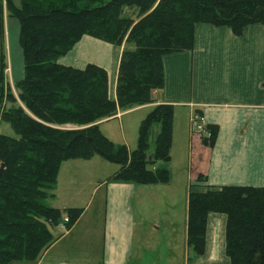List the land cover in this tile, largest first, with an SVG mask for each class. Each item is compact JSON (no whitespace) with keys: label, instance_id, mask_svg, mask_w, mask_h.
<instances>
[{"label":"trees","instance_id":"1","mask_svg":"<svg viewBox=\"0 0 264 264\" xmlns=\"http://www.w3.org/2000/svg\"><path fill=\"white\" fill-rule=\"evenodd\" d=\"M7 0L9 16L20 25L24 77L7 82L4 8L0 2V264L35 262L56 241L53 233L65 216L70 229L83 209H59L55 197L60 168L73 159L100 155L119 169L109 180L169 184L175 107L156 105L142 120L137 147L130 150L108 138L100 121L155 103L165 84L163 56L191 50L197 23L227 26L242 35L264 24V0ZM129 11V13H127ZM115 46L134 43L121 56L116 100L109 95V73L96 64L84 69L59 60L84 37ZM72 124L77 128H61ZM159 131L152 153L150 141ZM213 146L218 126L208 125ZM152 166V169L149 168ZM198 180L205 181L202 174ZM211 212L227 215L226 252L230 264H264V187L223 186L188 197L187 246L205 251Z\"/></svg>","mask_w":264,"mask_h":264},{"label":"crops","instance_id":"2","mask_svg":"<svg viewBox=\"0 0 264 264\" xmlns=\"http://www.w3.org/2000/svg\"><path fill=\"white\" fill-rule=\"evenodd\" d=\"M1 2L5 10L7 0ZM135 48L130 42L115 46L84 36L59 62L78 69L88 64L105 68L109 95L116 100L122 53ZM8 65L10 74L9 58ZM163 65L165 84L155 92V103L119 111L99 123L139 108L149 113L161 103L174 105L173 145L180 137L184 163L176 171L171 160V182L112 181L110 176L119 168L105 174L95 157L64 162L53 198L61 205L52 206L83 209V213L70 229L55 228L57 239L39 260L17 264L231 263L224 213H209L205 251L199 256L191 254L188 197L190 192L223 186L264 187V24L248 25L238 36L227 26L197 23L193 49L163 56ZM19 76L17 81L24 71ZM196 112L203 114L207 124L218 126L213 146L192 132L191 118ZM200 174L205 181L198 180ZM79 176L89 184L79 183Z\"/></svg>","mask_w":264,"mask_h":264},{"label":"rangeland","instance_id":"3","mask_svg":"<svg viewBox=\"0 0 264 264\" xmlns=\"http://www.w3.org/2000/svg\"><path fill=\"white\" fill-rule=\"evenodd\" d=\"M1 2V0H0ZM17 3L18 0H16ZM129 13V11H127ZM4 44L2 45L4 47V52L6 55V61H7V68H6V74H7V82L10 85V88L12 92L17 95V90L15 88V85L13 84L14 81H17V79L20 77L21 73L24 71V58H23V52L20 46V25L17 19L12 18L9 16V12L5 9L4 10ZM91 37V36H89ZM2 38V33L0 29V41ZM7 43H6V41ZM1 44V42H0ZM6 45H8V49L6 48ZM7 49V54H6ZM8 58L10 61V66H12L13 72L9 74L8 70ZM112 76H113V71ZM13 77V78H12ZM119 113V112H118ZM147 109H135L128 114L124 115L122 118H113L110 121H107L103 124H101L100 129L101 131L108 136L112 141L115 143H126L132 150L136 149L137 142H138V136H139V129L142 122V119L146 117L147 115ZM74 126L72 124H67L64 126H61V128H73ZM159 131V126H155L153 130V134L151 136L150 141V150L149 153H152L154 151L155 147V138L156 134ZM0 133L10 135V136H16L12 128L9 126V124L1 122L0 124ZM203 141V139H202ZM173 152L171 153L172 156V163L174 167H181L183 165L184 157L182 152V144H181V138L177 136V139L175 141V145H173ZM97 162V167L103 172L107 174H112L116 171V169L119 168V165L116 163L109 162L105 160L100 155L94 156ZM149 168L152 169V166H149ZM79 183L82 184H89L87 182V179L84 177H80L77 179ZM50 205H61L58 201H55L53 199H49L47 201ZM11 264H17L16 262H13Z\"/></svg>","mask_w":264,"mask_h":264},{"label":"built area","instance_id":"4","mask_svg":"<svg viewBox=\"0 0 264 264\" xmlns=\"http://www.w3.org/2000/svg\"><path fill=\"white\" fill-rule=\"evenodd\" d=\"M4 3H6V0H3ZM208 125L205 121V117L203 114L196 112L193 114L191 118V127L192 132L199 135L203 140H211L212 138V132L209 130ZM69 222V216H65L64 222L61 223L59 226L63 230H67L66 223Z\"/></svg>","mask_w":264,"mask_h":264}]
</instances>
